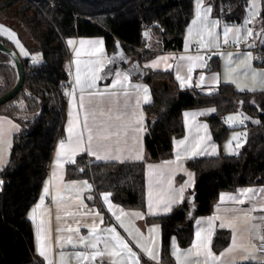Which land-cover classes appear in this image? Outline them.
Instances as JSON below:
<instances>
[{"label": "crops", "instance_id": "crops-1", "mask_svg": "<svg viewBox=\"0 0 264 264\" xmlns=\"http://www.w3.org/2000/svg\"><path fill=\"white\" fill-rule=\"evenodd\" d=\"M209 8L211 11L207 12ZM260 11L261 0H257L255 14L246 11L240 23L224 24L214 15L213 5L208 0H201L199 6L195 0L183 49L164 51L144 59L142 66L173 70L175 77L181 78H177L181 87H196L205 93L216 91L222 83L233 84L240 91H263L264 62L256 58L260 52L264 54V24L259 17ZM5 20L19 32L24 53L14 43L13 47L21 57L40 56L25 32L12 24V20ZM236 25L242 28L241 33L229 32L225 37V28ZM249 31L253 32V37L247 35ZM5 38L11 41L8 35ZM66 44L73 82L68 91L65 134L56 144L39 199L28 210L35 234V250L45 264H97L103 258L109 259L111 264H264V252L258 250V242L263 239L264 184L221 192L209 213L194 218L193 237L185 246L179 243L177 233L183 225L177 224L169 237L170 255L167 257L163 254L162 225L149 220L170 214L176 205L189 199L195 184V171L188 167V160L221 153L235 154L244 146L247 127L232 129L222 143L215 139L206 119L216 113L215 106L185 109V133L174 139L173 156L146 161L144 210L114 201L110 191L96 193L95 184L88 176L67 175V166L75 163L79 154L88 155L93 162L144 160L147 129L144 107L152 101V92L143 77L131 76L122 68L104 74L110 63V53L103 36H71L67 37ZM205 50L211 52L208 60L204 58ZM188 57L201 59L189 60ZM214 57H218V68L210 67ZM154 62L156 66L152 67ZM93 77L95 83L89 87ZM223 119L226 122L225 117ZM20 127L17 120L0 114V172L9 160L13 137ZM61 143L65 145L63 151ZM105 194H108L107 200ZM195 213L196 207L190 204L189 218ZM112 228L115 233L109 231ZM219 230H226L230 237L224 247L216 249L214 237ZM117 234L127 248L116 247L113 236ZM92 244L97 247L93 249ZM97 251L103 255L93 259ZM114 252L118 254H112Z\"/></svg>", "mask_w": 264, "mask_h": 264}, {"label": "trees", "instance_id": "trees-1", "mask_svg": "<svg viewBox=\"0 0 264 264\" xmlns=\"http://www.w3.org/2000/svg\"><path fill=\"white\" fill-rule=\"evenodd\" d=\"M195 0H0V21H16L31 37L41 61L22 57L25 81L12 99L0 104V114L17 120L21 127L13 137L10 157L0 172V264H45L35 250V234L28 210L39 199L49 174L57 142L64 137L69 91L70 52L67 37L101 35L109 53L120 41L127 58L155 57L164 51L183 49L185 30L193 16ZM214 15L226 23H240L250 0H208ZM260 20L264 24V0ZM145 24H151L149 45ZM5 44L13 43L1 38ZM160 45V47H157ZM134 57V58H135ZM218 57L211 68H218ZM111 73L123 64L115 61ZM18 78L11 56L0 51V95L11 89ZM143 80L152 92L144 107L147 129L144 136L145 159L141 161L93 162L79 154L67 166L69 177L88 176L95 192L110 191L114 201L128 208H146V161L173 156L174 139L185 133V109L215 106L209 115L212 134L222 143L233 127L224 121L227 112L239 107L261 121L247 124L244 146L235 154H219L187 161L195 171L196 213L189 218V200L167 215L151 217L161 223L163 254L169 256V237L177 224L179 243L189 244L197 215L211 211L221 192L240 186L264 184V90L240 91L222 83L214 92L180 86L173 70L147 68ZM258 97L260 98L258 100ZM192 194V193H191ZM190 194V195H191ZM229 232L219 230L214 237L216 249L229 241ZM244 264H260L250 262Z\"/></svg>", "mask_w": 264, "mask_h": 264}, {"label": "water", "instance_id": "water-1", "mask_svg": "<svg viewBox=\"0 0 264 264\" xmlns=\"http://www.w3.org/2000/svg\"><path fill=\"white\" fill-rule=\"evenodd\" d=\"M0 51L6 52L11 56L12 62L16 67V71L18 75L17 81L14 84V86L4 94L0 95V104H2L12 99L20 91L25 81V71H24L22 57L19 54L18 50L12 45L5 44V42L1 38H0ZM126 59H127V52L123 47L122 43L120 41H117L116 50L110 53V61L111 62H115L118 60L125 61ZM121 68L131 76L144 77L146 74V69L142 66L138 58H135L132 64H128L124 66L122 65L120 69ZM242 113L244 114L247 122L251 125H256L261 121L259 116H253L245 111H242ZM188 200L192 208L196 207L195 206L196 192H192Z\"/></svg>", "mask_w": 264, "mask_h": 264}, {"label": "rangeland", "instance_id": "rangeland-1", "mask_svg": "<svg viewBox=\"0 0 264 264\" xmlns=\"http://www.w3.org/2000/svg\"><path fill=\"white\" fill-rule=\"evenodd\" d=\"M258 8H260L259 4H258ZM248 11H249V13L251 15L255 14V12L257 11V0H250V4L247 7V12ZM12 24L16 25L19 28V30L23 31V33L25 32L24 29L16 21L15 22L13 21ZM224 24H226V22H224ZM230 24H233V23H230ZM234 24H238V23H234ZM0 26H3V28L0 29V38H5L6 35H8L10 37L12 43H14V45L17 47V49H19L21 51V53H24V49H23V47L21 45V42L19 40V35H18L19 32H18V30L14 29L12 27V25H10L8 23V20L0 21ZM240 28H241L240 25L232 26L231 27V29H232L231 33L233 35L240 34L241 32L237 31V30H240ZM241 30H242V28H241ZM25 34L27 36L26 38L31 40L32 43L34 44V42L31 39V37L26 32H25ZM146 35H147V33H146ZM251 36L253 37V32H252ZM237 45L239 46L240 44H237ZM34 46L36 47L35 44H34ZM40 55H41V53H40ZM32 57H33L32 59L35 62H40L41 59H42L41 56H36V54H34V56H32ZM114 67H116V63H113V62L110 61L109 65H107V67L105 68L104 74H110ZM259 99L260 98L258 97V100ZM224 117H225V120H226V124H228V126H230V127H233V130H240L239 128H243L244 129V127H247L248 122H247L244 114L242 113L241 108H239V107L235 108L234 110H232L230 112H227ZM229 117H232V119L229 120L228 119ZM238 152L239 151L234 152V153H238Z\"/></svg>", "mask_w": 264, "mask_h": 264}, {"label": "snow or ice", "instance_id": "snow-or-ice-1", "mask_svg": "<svg viewBox=\"0 0 264 264\" xmlns=\"http://www.w3.org/2000/svg\"><path fill=\"white\" fill-rule=\"evenodd\" d=\"M200 2H201V0H197L198 6H199ZM206 11H207V12H210L211 9H210V8H209V9H206ZM214 23H218V22H214ZM2 28H3V26H0V29H2ZM231 31H232V29L225 28V30H224V35H225V37H227L228 33L231 32ZM237 31H239V30H237ZM251 34H252L251 31H249L248 35H251ZM224 42L227 43V42H228L227 39H225ZM68 43H69V44H72L73 41H68ZM83 43H84V41H81V44H82V45H83ZM25 55H27V53H25ZM77 55H79V53H77ZM182 59H185V58L182 57ZM187 59L192 60V59H201V58H200V57H195V58L188 57ZM155 66H156V64H155V62H154L153 65H152V67H155ZM189 71H191V68H189ZM117 75H119V74H117ZM125 78H127V77H125ZM177 78H178V79H181V78L179 77V75H177ZM203 79H204V77L201 76V80H203ZM76 82H77V84L80 83L79 75H77V81H76ZM94 83H95V77H93L92 83L89 84V87H92V86L94 85ZM145 91H146V89H145ZM82 100H83V97H81V101H82ZM228 119L231 120L232 117H229ZM86 120H87V118L85 117V121H86ZM87 139H88V142L90 143L91 140H92L91 130H89V135H88ZM180 143H183V142L181 141ZM60 147H61V150L63 151L65 145H64L63 143H61ZM85 183H86V182H85ZM45 191L47 192V189H46ZM107 198H108V194H105V195H104V199L107 200ZM97 215H98V214H97ZM58 218H59V217H58ZM118 219H119V217H118ZM93 231H95V228H93ZM109 231L115 233V228L109 229ZM197 235L199 236V233H197ZM113 240L115 241V245H116V247H121V248H127V247H128V245L122 240V238H120V237L118 236V234L115 235V236H113ZM96 247H97L96 244H92V248H93V249H95ZM105 247H106V248L108 247V244H107V243L105 244ZM130 251H131V250L129 249V252H130ZM41 254L43 255V252H41ZM112 254L115 255V254H118V253H115V252H114V253H112ZM101 255H103V253L97 251V252L94 254V256H93L92 258L95 259V256H101ZM154 258H155V257H153V259H154Z\"/></svg>", "mask_w": 264, "mask_h": 264}, {"label": "built area", "instance_id": "built-area-1", "mask_svg": "<svg viewBox=\"0 0 264 264\" xmlns=\"http://www.w3.org/2000/svg\"><path fill=\"white\" fill-rule=\"evenodd\" d=\"M145 28L147 31V46L149 45V37H150V32H151V24H145ZM223 49H227V46H223ZM211 52L209 50H205L204 51V58L206 60L209 59ZM257 61L258 62H264V54L263 53H259L257 56ZM73 82V74L72 72H70L69 74V84H71ZM4 184V177L3 175L0 173V189H2ZM262 237L263 239H261L258 242V250L263 251L264 252V223L262 225ZM97 264H111L110 260L107 258H103L100 261L97 262ZM155 264H162V263H155Z\"/></svg>", "mask_w": 264, "mask_h": 264}, {"label": "flooded vegetation", "instance_id": "flooded-vegetation-1", "mask_svg": "<svg viewBox=\"0 0 264 264\" xmlns=\"http://www.w3.org/2000/svg\"><path fill=\"white\" fill-rule=\"evenodd\" d=\"M134 57H130V58H127L125 61L123 60V61H121V62H123L122 64H123V66L124 65H128V64H132V62L134 61V59H133ZM132 60V61H131Z\"/></svg>", "mask_w": 264, "mask_h": 264}]
</instances>
